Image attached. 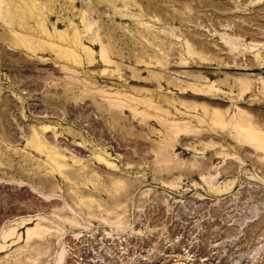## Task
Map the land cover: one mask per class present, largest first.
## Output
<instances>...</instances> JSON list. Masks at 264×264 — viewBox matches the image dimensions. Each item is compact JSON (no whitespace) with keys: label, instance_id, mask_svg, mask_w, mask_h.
<instances>
[{"label":"rangeland","instance_id":"374dc122","mask_svg":"<svg viewBox=\"0 0 264 264\" xmlns=\"http://www.w3.org/2000/svg\"><path fill=\"white\" fill-rule=\"evenodd\" d=\"M0 264H264V0H0Z\"/></svg>","mask_w":264,"mask_h":264}]
</instances>
